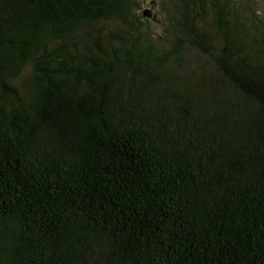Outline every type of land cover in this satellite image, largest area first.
<instances>
[{
    "label": "trees",
    "instance_id": "trees-1",
    "mask_svg": "<svg viewBox=\"0 0 264 264\" xmlns=\"http://www.w3.org/2000/svg\"><path fill=\"white\" fill-rule=\"evenodd\" d=\"M140 2L0 0V264H264L262 0Z\"/></svg>",
    "mask_w": 264,
    "mask_h": 264
},
{
    "label": "rangeland",
    "instance_id": "rangeland-1",
    "mask_svg": "<svg viewBox=\"0 0 264 264\" xmlns=\"http://www.w3.org/2000/svg\"><path fill=\"white\" fill-rule=\"evenodd\" d=\"M172 1L173 0H141L140 5L137 6L138 8L135 11L139 14H143L145 12L149 15V17L161 20L164 18V5L171 8ZM262 3L264 12V0H262ZM158 30L159 27H156L155 31L158 32Z\"/></svg>",
    "mask_w": 264,
    "mask_h": 264
}]
</instances>
